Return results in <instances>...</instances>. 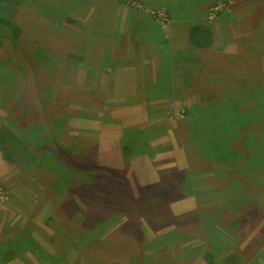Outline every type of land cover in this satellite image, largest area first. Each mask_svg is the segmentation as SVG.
<instances>
[{
	"label": "rangeland",
	"instance_id": "rangeland-1",
	"mask_svg": "<svg viewBox=\"0 0 264 264\" xmlns=\"http://www.w3.org/2000/svg\"><path fill=\"white\" fill-rule=\"evenodd\" d=\"M206 1L211 5L206 21L215 35L214 53L195 64V85L186 91L178 82L174 97L161 95L146 108V121L156 120L153 128L143 130L146 121L129 128L152 133L153 145L143 153L139 152L142 146H137L136 154L127 159L120 146L118 169L103 164L99 147H85L90 173L86 174L81 169L72 172L66 165V155L76 153V144L80 148L89 144L81 140L85 137L80 123L87 124V129L107 131L123 127V122L112 115L113 105L103 101L93 111L88 108L93 100L86 93L74 92L79 87L90 90L93 72L97 86L112 76L105 59V50L111 48L115 59L124 58L125 64L139 72L142 83L148 75L157 77L159 59L157 67L132 50L127 59L125 42H111L115 31L125 29L129 13L147 14L140 7L145 4L137 0H23L20 4L0 0V19H9L10 28L29 29L18 52L7 46L0 51V264H220L227 254H233L226 261L229 264L235 263L233 256L238 257L236 264H264L261 150L251 156L242 140L238 151L245 157L236 151L235 163L240 166L232 175L229 167L196 157L194 141L189 140V131L194 130L182 115L185 106L197 101L201 84L225 95H238L257 80L264 92V0ZM155 22L170 35L172 22ZM69 53L77 59H68ZM44 55L51 61L48 70L36 65L43 63ZM165 74L158 73V78L167 79ZM142 100L128 98L114 106L135 108ZM18 120L25 124L19 126ZM32 121L48 136L47 156L29 146V159L6 163L5 148L18 144L27 135L23 132L26 123L34 126ZM204 130L211 129L205 125ZM129 140L137 141L136 137ZM31 154L38 159L31 160ZM242 157L250 158L260 175L253 174L247 164L241 165ZM134 158L151 169L146 171L147 178L169 179V187L173 184L169 201L149 193L153 186L162 189L167 182L145 187V202L141 193L131 198L128 185L122 186L120 194L115 187L102 192L115 177L122 182V176L135 180L130 167ZM88 177L95 187L89 189L90 183H83ZM81 184L89 192L80 193ZM57 186L58 192L54 191ZM29 238L41 253L31 252Z\"/></svg>",
	"mask_w": 264,
	"mask_h": 264
},
{
	"label": "trees",
	"instance_id": "trees-1",
	"mask_svg": "<svg viewBox=\"0 0 264 264\" xmlns=\"http://www.w3.org/2000/svg\"><path fill=\"white\" fill-rule=\"evenodd\" d=\"M18 4L23 0H14ZM146 6L154 7L156 10H162L165 12L166 15L172 21H179V17L181 20H198L200 12L203 13L202 5L206 0H171L170 2L162 3V5H173L172 8H162L157 0H137ZM180 5H188L193 7L194 11L189 10V8L183 9ZM177 8V10H175ZM176 12V13H173ZM192 14V15H191ZM148 18H150L153 22H155V18L150 15L146 14ZM10 21L9 19H0V51L4 46L11 48L13 52H18V45L22 42V36H25V30L29 35V29L25 28V30L21 27L13 26V28L9 27ZM185 32H187V40L189 44L198 51H208L210 50L215 41V35L213 30L202 23H193L188 26H185ZM53 56V54H51ZM50 55V56H51ZM68 59L74 58L77 59L73 53H69L67 56ZM79 60H84L83 56L78 57ZM43 63L37 64L38 69L47 68L51 63L48 56L44 55ZM42 66L41 68H39ZM45 66V67H44ZM45 68V69H46ZM162 77H160L161 79ZM164 80V78H163ZM256 87H249L240 94L236 95H225L220 93L215 88L209 86H203L199 89L197 95V101L192 106H185L182 115L191 124L194 131H189V140L191 138L194 141V148L196 149V157L199 160L210 161L213 163H217L225 167H229V173L234 174L235 168L239 170L240 164L235 163V153L238 151L239 143L241 144L244 140V145L248 153H251V156L254 151L261 150L262 157L264 159V92L262 89H258L261 85L259 81L256 80L255 83ZM155 88L158 91L166 92L165 88V81L161 82L159 85H156ZM165 89V90H164ZM248 89V90H247ZM171 92V90H169ZM223 95V96H222ZM250 105L246 108V105ZM18 106V105H17ZM250 107V108H249ZM28 113V112H27ZM38 115V114H37ZM22 122L25 124L24 120ZM33 122V121H32ZM19 126L24 124L18 120ZM26 128H23V132L27 133L25 136H21L19 138V143L13 145L11 148L6 149L4 151V160L6 163L9 164H16L20 163L23 159H29V146L37 147L38 151H41V155L48 154V150L46 149V141L48 142V136L42 134V128L33 122L34 125L32 127H28V123H26ZM208 125V128L211 129L210 131H205L204 126ZM28 128V129H27ZM32 138V144L30 145L29 142V134ZM44 132V131H43ZM123 142L121 144L122 155L124 158H132L136 153L135 149L137 146H142L139 150L140 153L145 152L147 147L146 141H141L140 137L145 135V133L137 130V129H126L123 131ZM137 141L129 140L135 138ZM130 142H127V141ZM133 143V145L131 144ZM135 143V144H134ZM16 146V147H15ZM76 153L73 156L66 155V165L68 168L73 172L76 169H81L86 174L88 173L89 169L85 166V156H84V149L76 146ZM238 153L245 157L244 154H241L239 151ZM26 156V157H25ZM241 159L244 161L241 165H248L249 170L256 174V168L252 165L250 158ZM31 160H37V156L31 154ZM73 159L80 164L77 166L74 162H71ZM240 162V160H239ZM45 165L39 166L40 168H44ZM85 168V169H84ZM88 170V171H87ZM263 167L261 168V171ZM262 175V174H261ZM231 176V175H229ZM93 177V176H92ZM89 181L85 180L83 183H90L91 178ZM123 177V176H122ZM115 180V181H114ZM113 182L105 183L104 188H102V192H106L107 187L109 189L121 190L122 188L119 186L122 184V180L120 177H115ZM114 183V184H112ZM96 183H90L89 189L94 186ZM113 187V188H112ZM161 186H153L152 189L154 191H158ZM163 188V187H162ZM59 186L55 187L54 191L58 192ZM80 193L89 192L86 191V184H81L79 187ZM114 202V201H113ZM99 215V213H93L92 216ZM89 227H92L90 224ZM138 235V233H135ZM139 236V235H138ZM23 240V237H21ZM28 244L32 246V253H41L37 247H35L34 241L29 238ZM37 249L36 252H33V249ZM233 254L223 255L220 259V264H229L230 262L226 263L228 257ZM207 256V255H206ZM207 257H210L208 255ZM235 263L238 262V257Z\"/></svg>",
	"mask_w": 264,
	"mask_h": 264
},
{
	"label": "crops",
	"instance_id": "crops-1",
	"mask_svg": "<svg viewBox=\"0 0 264 264\" xmlns=\"http://www.w3.org/2000/svg\"><path fill=\"white\" fill-rule=\"evenodd\" d=\"M160 2V6L162 8L170 9L173 7V5H162V3L170 2L171 0H157ZM210 1H205L202 5L203 13L198 14L200 17L199 19L192 20V21H185L181 20V17H179V21H172V28L170 35H167L160 26L153 22L150 18L147 17L145 13H129L128 15V24L125 26V29L115 31V33L112 35L111 42H117L118 40H122L125 42V45L127 47V52H125L126 56L125 58L132 57V54H130L131 50L135 52V54L138 53L143 55L144 57H147L146 63L151 61L153 62L154 66L158 67L159 64V70L158 73L160 75V72H165L167 79L164 78V80L161 78H158V73L156 78H151L150 75H148L147 80H144L142 83L141 80L138 78V71L137 73L132 69L131 66L128 64H125L124 58L115 59L113 55V49H106L105 50V59L106 64H109L110 67H108V73H110L112 76L105 77V80L101 81V85H93V82L95 83L96 80H93L96 72H93L91 74L90 84L88 83V87L90 90L96 91H87L84 90L86 88L79 87L78 91L74 92L75 94H81L86 93V95L89 96L88 102V108L90 110H93L97 107L103 104L104 102H107V104L113 105L111 107V113L115 118H120L123 122V127L118 128H112L111 130L107 131H96L95 129H90L91 127L88 126V129L86 128L87 124L80 123V126H82V135L85 137L84 139H81L83 142L89 143L87 146H81L82 149L85 147H99V153L103 154L104 157V165L109 168L118 169L120 165L122 164V161H120L121 157V150L120 146L122 144L123 140V131L126 129H136V128H129L133 125H135V122H144L146 121V108L148 109L149 105L152 106L155 99L159 98V96H163L161 98H171L174 97L177 91L178 82H181L183 86H181L184 90L191 89L193 82L196 81V74H195V64L199 61H202V59H206L208 56L212 55L214 53L213 50L208 51H198L195 50L188 42L187 40V32H185V26H188L193 23H202L207 26L209 24L206 21L207 17V11L211 5H208ZM183 7V9L189 8V10L194 11L193 7L188 5H180ZM177 10V8H175ZM176 13V12H173ZM192 15V14H191ZM210 27V26H209ZM132 59V58H131ZM159 59V60H158ZM158 60V64L156 65V61ZM119 64L118 67H114L115 64ZM156 70H153L154 73ZM107 73V71H106ZM151 74V70L150 73ZM100 79V77H99ZM165 81V88L166 92L158 91L155 86L159 85L161 82ZM99 82V80H97ZM255 81L253 83H248L249 89H252L251 87H256ZM209 86L207 84L200 85L199 89L203 86ZM210 87V86H209ZM110 90L111 92L107 95H105L104 91L102 90ZM154 90H156V93H154ZM165 90V89H164ZM171 90V92L169 91ZM99 92V94H97ZM137 97H142V102L140 106L138 107H124L123 105L120 106H114L115 104H122L125 100L128 101L129 99H134ZM196 102V101H195ZM129 105V104H128ZM193 104H190L189 106H192ZM143 130H151L153 128L152 125L156 124L155 119H151L150 123L148 120L144 122ZM75 124V123H73ZM152 124V125H151ZM128 127V128H127ZM124 128V130H123ZM141 131V130H139ZM145 133V135H142V137H147V140L144 139L147 142V147L149 148L150 145H153V141L155 140V137L150 136L149 134H152L150 132L141 131ZM152 139V141H151ZM76 146H79L76 144ZM86 149V148H85ZM90 150V149H89ZM87 148V151H89ZM114 157L116 158L114 160ZM138 158H134V162H131V173L135 176V180H128L129 178H124V181L119 186L122 188L123 185L130 186L133 192V195L131 194V198H134L139 195V193L145 195V199H142V201H146L148 198V193L145 187H150L152 185L160 184L158 182H167L165 185H163V188L159 190V192H155L154 190H150L149 193L157 198L158 200L162 197L167 199L168 201L171 199V189L173 187V184L171 183L170 187V181L167 177L161 178L159 177L158 182H156V178L150 179L147 178L148 173L147 170H150V168L147 167L146 164H139L136 162ZM75 159H73L71 162H74ZM75 163L77 166H80L79 163L75 160ZM95 163V161H94ZM85 169V168H84ZM130 173V174H131ZM156 182V183H155ZM137 185L141 188H138ZM115 191L120 194L121 190L115 189ZM162 192L166 193L167 195L159 196ZM190 206V203H189ZM179 207L177 210H179ZM168 208V207H167ZM175 212V209H174ZM173 212V213H174Z\"/></svg>",
	"mask_w": 264,
	"mask_h": 264
},
{
	"label": "built area",
	"instance_id": "built-area-1",
	"mask_svg": "<svg viewBox=\"0 0 264 264\" xmlns=\"http://www.w3.org/2000/svg\"><path fill=\"white\" fill-rule=\"evenodd\" d=\"M140 7L147 13L152 15L155 20H165L167 22H171L170 18L168 17V15L165 14L164 11L162 10H156L154 7H150V6H146V5H140Z\"/></svg>",
	"mask_w": 264,
	"mask_h": 264
}]
</instances>
